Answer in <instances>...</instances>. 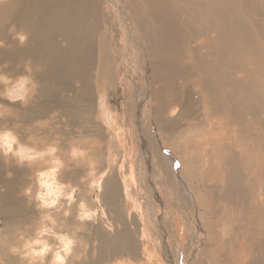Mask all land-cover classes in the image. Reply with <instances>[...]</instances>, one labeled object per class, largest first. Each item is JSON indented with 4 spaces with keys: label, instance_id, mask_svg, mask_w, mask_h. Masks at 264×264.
I'll use <instances>...</instances> for the list:
<instances>
[{
    "label": "bare ground",
    "instance_id": "1",
    "mask_svg": "<svg viewBox=\"0 0 264 264\" xmlns=\"http://www.w3.org/2000/svg\"><path fill=\"white\" fill-rule=\"evenodd\" d=\"M20 34L26 36L23 43L18 38ZM0 42V70L7 73L13 65L16 73L27 75L26 66H30L37 84L33 105L0 98V104L9 107L5 111L10 115L4 117H9L13 125H7H12L21 142L29 143L19 132L20 128L23 130L24 119L53 114L49 128L54 140L46 138L49 129L44 120L38 128L44 134L42 141L31 140V143L40 147L48 143L58 145L59 155L72 165L70 171L61 172L63 181L70 180L66 174L81 173L78 164L86 166L83 171L87 174L88 161L94 162V174L88 175L86 182L72 183L77 192L70 215L55 213L63 231L76 233L77 244L70 264H101L107 257L120 258L119 264H128L127 260L135 263L140 258H149L147 251L155 248L154 240L163 255L175 258L179 243L174 252L167 250L164 232L160 231L163 216L155 213L156 208H163L156 186L164 184L162 179L177 180L184 171L187 178L180 185L188 195L189 209L181 214L191 225L197 224L206 237L204 244L200 243L201 253L209 255L213 263L216 257L223 263L226 254L223 249L231 247L238 233L243 254L241 264H264V104L258 83L260 74L264 73V0H3ZM3 87L0 84V91ZM102 93L106 94L111 108L118 111L117 124L124 120L131 129V137L125 128L119 133L120 137L125 135L126 144H132L124 148L121 158H117L120 141L114 132H107L98 115ZM64 96L69 99L63 100ZM78 117L82 125L74 130V137L81 136V143L77 144L87 149L88 157L71 161L68 148L72 144L66 147L65 143L71 140V124ZM183 119L203 124L206 151L197 149L199 153L194 156L195 151L193 155L185 150L191 141L193 148L199 131L182 132ZM233 125H238V136L243 132L250 135L256 159H261L255 177H246L247 161L243 158L251 145L242 148L239 145L235 150L230 143L233 131L229 130ZM67 127H70L68 131ZM215 130L221 132L216 135ZM155 131L165 145H171V152L159 149L158 139L153 136ZM85 144L91 145L87 148ZM109 147L111 165L100 184L95 175L99 167L96 159ZM121 162L128 163L129 183L125 172H120L122 168H117L118 163L123 166ZM40 166V162L31 168L27 164L20 166L11 155L5 157L0 153L1 218L6 219L13 212L9 196H14L15 187L20 185L24 189L32 183L35 192L34 174ZM9 173L10 178H2ZM133 173L140 182L138 192L131 190ZM27 174L30 176L25 182ZM252 191L256 195L251 201ZM166 193L170 199L169 191ZM23 196L19 198L23 200ZM129 196L135 199L136 208V198L144 200L145 212L136 209L138 212L133 215L127 213ZM24 199L34 207L32 221L29 220L34 227L26 229L24 234L31 236L40 212L34 202L30 203L26 196ZM80 201L97 213L99 221L105 208L109 220L118 226L114 225L112 232H105L103 221L93 225L87 221L81 223L77 219ZM198 211L202 214V227ZM166 213L164 219L171 222ZM27 217L26 213L22 215L28 222ZM81 227L90 233H81ZM11 230L8 227L0 230L1 242H7L1 245L0 260L24 264L18 255L11 251L9 254V250L22 243L20 236L13 238ZM83 243H88V248L83 249ZM208 263L206 259L205 264Z\"/></svg>",
    "mask_w": 264,
    "mask_h": 264
},
{
    "label": "rangeland",
    "instance_id": "2",
    "mask_svg": "<svg viewBox=\"0 0 264 264\" xmlns=\"http://www.w3.org/2000/svg\"><path fill=\"white\" fill-rule=\"evenodd\" d=\"M1 1H3V0H0V2ZM1 46V45H0ZM0 55H1V51H0ZM13 66V65H12ZM12 66H11V68H10V70H8L7 71V74L9 75V76H11V75H17V76H20V74H18V73H16L15 72V70H13L12 69ZM12 77V76H11ZM259 85H261L260 86V94H261V97H262V99H263V104H264V73H261L260 74V77H259ZM263 88V89H262ZM59 96V93L55 96V98L56 97H58ZM65 99H69V96H64V98H63V100H65ZM107 97H106V94H104V93H102V95L100 94V97H99V100H98V115H99V118H100V121H101V124L103 125V126H105V127H107V132L109 131V132H114V134H116V136H117V139L120 141V143H121V146L119 147L120 148V153L119 154H117V158H121V155L123 156V154H122V151L124 150V148L126 149L127 148V145L129 146V147H132V144H126L127 143V141H126V139H125V135H122L121 137L119 136V133L122 131V129H126V131H127V135L128 136H130L131 137V135H130V131H131V129H130V126L123 120L120 124H117V121H116V117H117V110L115 109V110H113L112 108H111V105L110 104H108L107 103ZM36 99H35V97L34 96H32L30 99H29V101H28V103H27V106H28V104H30V103H32V105H33V102L35 101ZM68 112H70L69 110L67 111V113ZM50 113V112H49ZM48 113V114H49ZM51 116H53V114H50V116H48V117H45V118H35V119H33V118H30V117H28V118H26V119H24V124L22 125V128H23V130L20 128L19 129V132H20V134L21 135H24V136H26L25 138H27V139H29L30 138V140H33V141H36V142H39V140H41L42 141V137L44 136V134H42L41 132H40V130L38 129L42 124H44V120L47 122V127H48V129L49 130H47V132H46V134H45V136H46V138L48 139V141H51V139L52 140H54V138L52 137V136H54V135H52V130L49 128L50 126V122L52 121L51 120ZM188 122H190V123H188ZM193 122V123H192ZM185 123H186V125H185ZM197 123V124H196ZM7 124H12V120L9 118V117H7V118H5V117H3L2 119H0V126H7V127H10V126H12V125H7ZM63 125V124H62ZM67 125V124H66ZM82 125V123L80 122V119H79V117H78V119H77V121L76 120H74L73 121V123L71 124V126H72V131H69V134H71L72 136H71V140L70 141H68L67 143H65V146L66 147H68L69 146V144H70V142H71V144L73 145V144H77V143H81V136H79V137H74V130H79L80 129V126ZM120 125V126H119ZM192 125V126H191ZM129 126V127H128ZM199 126L200 128H203V130L202 129H199V127H198V129H197V127ZM237 126L238 125H233V129H231L230 127H229V129H231V130H229V131H233V132H230L231 134V136H230V140L232 141V142H230V143H233V144H231L232 145V147L235 149V150H237V146H239V145H241V148L242 147H249V145H251L250 147H251V149L250 148H247V150H250V151H247V150H245V151H247V152H245L246 154H247V156L245 155V153H244V161H247L246 162V164H245V166H246V168H245V171H246V177L247 178H251L252 176L253 177H255V175L257 176L258 175V170L260 169V161H261V159H259V158H257L256 159V149L255 148H253L252 146V140L249 142V140H250V135H248V133L247 132H243V134L242 133H240L239 134V136H238V132L236 131V129H237ZM19 127H21V125L19 124ZM186 127V128H185ZM191 127V129H189ZM196 130H195V129ZM70 129V127H67V131ZM129 129H130V131H129ZM181 131L183 132H188V133H193V131H195V133H196V131L199 133V135H198V137L196 138V139H198V141L197 142H195L194 143V145H193V148H191L192 146V142L193 141H191L190 142V144L191 145H189V144H187L186 145V147H185V150H187V151H189L191 154H193L194 153V151H195V155L194 156H196L198 153H199V151L198 150H204V151H206V149H208V146L206 145V142H207V139L205 138V131H204V127H203V124H199L198 123V120H194V121H187L186 119H183L182 121H181ZM187 129V130H186ZM217 129V128H216ZM235 130V131H234ZM21 131H23L22 133H21ZM204 131V132H203ZM228 131V132H229ZM40 132V133H39ZM201 132V133H200ZM221 132V130H215V133H216V135H218L219 133ZM203 133V134H202ZM154 135V138H155V136H156V139H158V147H159V149H161V150H163V151H172V147H171V145H165L164 144V142H163V140H162V138H161V136H160V134H159V132H157V131H155L154 133H153ZM182 134H184V133H182ZM202 134V135H201ZM237 134V135H236ZM246 134V135H245ZM41 135H42V137H41ZM159 135V136H158ZM55 137H56V133H55ZM201 137H202V139H201ZM231 137H232V139H231ZM247 137H248V139H247ZM201 141V142H200ZM203 141H206V142H203ZM200 142V143H199ZM228 142V143H229ZM115 143H117V142H115ZM197 143V144H196ZM199 143V144H198ZM203 145H202V144ZM201 144V145H200ZM91 144H85V146L87 147V148H89V146H90ZM245 145V146H244ZM117 146H118V144H117ZM200 146V147H199ZM122 147V148H121ZM199 147V148H198ZM195 148V149H194ZM106 150H107V152L104 154V155H102L101 154V156H97V159H96V161L99 163V167H98V169H97V171H98V174H95L96 175V178H97V180H98V182H100V184H101V182H102V180H104L105 179V177H106V175H107V172L109 171V166L111 165V158H112V149L109 147V148H105ZM170 149V150H169ZM198 149V150H197ZM253 149V150H252ZM191 150H193L192 152H191ZM198 152H197V151ZM252 150V151H251ZM101 151H102V148H101ZM251 155V156H250ZM119 156V157H118ZM246 156V157H245ZM249 156V157H248ZM253 156H255V157H253ZM245 158H247V160L245 159ZM251 159H253V160H251ZM249 161H250V163H249ZM258 161V162H257ZM253 162V164H251ZM123 162H121V164H122ZM245 163V162H244ZM248 163V164H247ZM258 163V164H257ZM255 164V165H254ZM106 165V166H105ZM71 167H72V165H70ZM120 163H118L117 164V168H119V169H121L120 170V172H125V174L127 175V181H126V183H129V178L128 177H130V174H129V171H128V163L126 162V163H123V166H120ZM179 166L180 167H182L181 165H180V162H179ZM251 166H252V168H251ZM86 166L85 165H82V164H78L77 165V168L78 169H80L81 170V173L80 174H66L65 176H66V179H67V176H68V179H70V180H73V181H71V183H73L74 182V184H81V181L83 182H86V179H87V174H84V171H83V168H85ZM249 167L252 169V170H250L249 169ZM183 168V167H182ZM253 169H254V174H253ZM67 171H70V169L69 170H67ZM185 172V171H184ZM183 172V173H184ZM249 172V174H247ZM257 172V173H256ZM88 173V172H87ZM182 172H181V174L177 177L178 179L177 180H173V178L171 179H169L170 181H167V180H164V179H162L163 181L162 182H164V184H162V186L160 187V186H156V188H157V190H158V195L160 196V198L162 199V201H163V208H161V209H159V208H156L157 209V211L155 212L156 213V215H161V219H163V220H161L160 221V228H161V232L164 234V238H165V242H166V247L168 248L167 250L168 251H170V252H174L175 251V245H176V243H177V241H178V243H179V249H178V251H179V257H176V256H178V255H175L174 253H172V256H173V254H174V256H175V258H173L172 259V257H170V256H168V255H163V252L162 251H160L159 249H158V245H157V243L155 242V240H154V242H153V238L151 237V236H149V240L150 241H152L153 243H152V245H155V248L154 249H152V248H150V251H147V254L149 255V258L147 257V258H140L137 262H135V263H131L129 260H127V263L128 264H199V262H200V264H205L206 263V259H208V264H220V258L218 259L217 257L214 259L215 260V262L213 263V260L209 257V255H207L206 254V256L205 255H203L201 252L203 251V250H201L202 248H201V244L203 245L204 244V241L206 240V237H204V236H202V234H201V231H199L198 230V225L196 224V225H191L190 223H189V221H187V220H185L184 218H183V210H186V209H189V207H188V203L187 202H189V199H188V195H185L184 194V191H185V188H184V186H182V185H180L184 180H186V178H187V173L185 172L184 174H183ZM129 174V175H128ZM77 175H78V178H77ZM134 175V176H133ZM183 177H182V176ZM11 177V175H7V174H5V175H2V178H10ZM29 174H27V175H25V182L27 181V179L29 178ZM81 176V177H80ZM184 176H186V177H184ZM249 176V177H248ZM251 176V177H250ZM132 177H133V181L131 182V180H130V182H131V186H132V188H131V190H134V192H138V189H140V187H139V184H140V182H139V180L137 179V176H136V174H132ZM1 178V179H2ZM73 178V179H72ZM80 178V179H79ZM134 178H136V179H134ZM183 178V179H182ZM77 179V180H76ZM69 180V181H70ZM79 180V181H78ZM180 180V181H179ZM78 181V182H77ZM168 183V184H167ZM176 183V185H174ZM20 186V185H19ZM19 186H17V187H15L14 189H15V194H14V196H9V198H10V201H11V204H12V207H13V212L9 215V217H7L6 219L5 218H1L0 217V230H5L6 229V227H8V228H10V229H12L11 231L12 232H14V235H13V238H18L19 236H21V235H24L25 234V230L26 229H32L34 226L33 225H30V221L29 220H31L32 221V216H31V212L33 211V209L32 208H34V207H32L30 204L29 205H27L23 200H25L24 199V196L21 194V193H23L22 192V186H20V188H18ZM172 186V187H171ZM176 186H177V188H176ZM165 188H166V190H165ZM172 188V189H171ZM178 188H179V190H178ZM182 188V189H181ZM254 188H255V186H254ZM163 189V190H162ZM3 190V189H2ZM172 190V191H171ZM253 190H255V189H253ZM162 191V192H161ZM166 191H169V193H170V196H171V198L170 199H168L167 198V193H166ZM171 191V192H170ZM172 192H173V195H172ZM178 192H180V194L178 193ZM252 197H251V201H252V198L253 197H255V192L254 191H252ZM88 194H89V196H91L92 195V191L91 190H89L88 191ZM176 194V195H175ZM95 195H96V192L93 194V196H92V199H94V197H95ZM183 195H185V196H183ZM20 196H23V200L21 199V198H19ZM166 196V197H165ZM187 196V197H186ZM179 200H176V198ZM185 197H186V199H185ZM131 198V199H130ZM174 198V199H173ZM184 198V199H183ZM136 200H137V202H138V206H137V208L135 207V205H136V201H135V199H133L132 198V196H129V199H128V202H127V213H129V214H132L133 215V213H136V212H138L137 210H139L141 213H143V212H145V209H144V200H142L141 198H139V199H137L136 198ZM171 200V201H170ZM174 200H175V202H174ZM181 200H182V202H181ZM179 205H178V204ZM143 204V205H142ZM177 204V205H176ZM24 205V206H23ZM169 205V206H168ZM26 206V207H25ZM168 206V207H167ZM175 206V207H174ZM177 206V207H176ZM179 206V207H178ZM140 207V208H139ZM166 207V208H165ZM181 207V208H180ZM188 207V208H187ZM174 208V209H173ZM185 208V209H184ZM104 209V212H103V215H101L102 217H101V220L99 221V218L100 217H97L96 216V218L94 217L93 218V221L91 220V221H87V224H89V222H90V225H93V223L94 224H97V223H101L102 221L103 222H105V224H104V231L105 232H112L113 231V229L115 228V226L114 225H117L118 226V223H112L110 220H109V212L105 209V208H103ZM137 209V210H136ZM164 209V210H163ZM178 211H177V210ZM173 210H175V211H173ZM143 211V212H142ZM163 212V213H162ZM165 212H167L166 213V215L167 216H169V218L171 219V222H169L168 220H166V219H164L165 218ZM200 211H198V215H199V218H200V220H201V223H200V226L202 227V214H201V212L199 213ZM26 213V215H29V218H28V222H27V220H24L23 218H22V215L23 214H25ZM108 213V214H107ZM182 213V214H181ZM179 214V215H178ZM107 215H108V217H107ZM182 216V217H181ZM31 218V219H30ZM180 218H182V219H180ZM185 220V221H184ZM183 221L185 222V223H183ZM187 221V222H186ZM92 222V223H91ZM167 222H169L168 224H167ZM171 223H172V225H171ZM173 223H175V224H173ZM187 223H189V224H187ZM180 224V225H179ZM183 224H185V225H183ZM110 225V226H109ZM189 225V226H188ZM38 226V225H37ZM109 226V227H108ZM170 226V227H169ZM184 227H186V228H184ZM188 227V228H187ZM191 227V228H190ZM132 228V227H131ZM142 228V227H141ZM163 228V229H162ZM77 229H79V227L77 228ZM106 229V230H105ZM166 229V230H165ZM176 229V230H175ZM192 229V230H191ZM193 229H195V231L193 230ZM203 229H204V227H203ZM81 233L83 232L84 233V231H85V233H87V234H89L90 232H89V230L86 228V230L85 229H82V227H81ZM164 230V231H163ZM188 230H189V232H188ZM198 230V231H197ZM197 231V232H196ZM169 232V233H168ZM194 232V233H193ZM201 234H199V233ZM172 233V234H171ZM191 233V234H190ZM196 233V234H195ZM20 234V235H19ZM167 234V235H166ZM174 234V235H173ZM191 236H190V235ZM17 235V236H16ZM173 235V236H172ZM171 236H172V238H171ZM193 236H195V237H193ZM7 237V236H6ZM176 237V238H175ZM179 237V238H178ZM198 237V238H197ZM200 237V238H199ZM7 238H12V237H7ZM194 238H196V239H194ZM239 238H240V235L238 234V233H236L235 234V237H233V241L232 242H234L232 245H233V247H232V245H231V247H227L228 249H226V248H224L223 249V252H224V260H222V262L223 263H221V264H241V260H242V252H241V249L239 248V244L240 243H238L239 242ZM90 239V238H89ZM201 239L202 240V242H201V240L199 241V240ZM238 240V241H237ZM95 241H92V243H94ZM235 242H236V244H235ZM13 243V242H12ZM86 243V242H85ZM90 243H91V241H90ZM201 243V244H200ZM238 243V244H237ZM5 244H7V242H1V238H0V248H1V245H5ZM237 247H236V246ZM83 249L85 248H88V243H87V245H85L84 243H83ZM233 248V249H232ZM239 248V249H238ZM157 250V251H156ZM158 250H159V252H160V254H159V252H158ZM1 251L2 250H0V253H1ZM11 250H9V254L11 255V252H10ZM156 251V252H155ZM198 251V252H197ZM154 252V253H153ZM229 252V253H228ZM197 253H199V254H197ZM152 254V255H151ZM228 254V255H227ZM200 255V256H199ZM151 256V257H150ZM166 258H165V257ZM202 256V257H201ZM208 256V257H207ZM89 259H88V258ZM195 257V258H194ZM197 257V258H196ZM200 257V258H199ZM205 257H206V259H205ZM229 257V258H228ZM172 260H171V259ZM194 258V259H193ZM211 259V261H210V259ZM91 258H90V253H88V255L86 256V260L87 261H89ZM227 259V260H226ZM194 260H196V262L197 263H195V261ZM229 260V261H228ZM15 261V264H16V262L18 263V261H16V260H13V261H10V263H4L3 262V264H12V262H14ZM170 261V262H169ZM226 261V262H225ZM125 262H126V260H125ZM167 262V263H166ZM169 262V263H168ZM194 262V263H193ZM101 264H109V263H111V264H119L120 263V258H111V257H107V258H104L103 260H102V262H100ZM125 264V263H124Z\"/></svg>",
    "mask_w": 264,
    "mask_h": 264
},
{
    "label": "clouds",
    "instance_id": "3",
    "mask_svg": "<svg viewBox=\"0 0 264 264\" xmlns=\"http://www.w3.org/2000/svg\"><path fill=\"white\" fill-rule=\"evenodd\" d=\"M18 38L23 43L26 36L20 34ZM26 72L27 75L13 78L0 70V84L4 86L0 91V98L27 105L29 99L35 95L37 84L31 76L30 66H26ZM6 108H9L8 105L0 104V119L10 115L5 111ZM59 151L60 148L55 143L40 147L31 143L30 138L29 143H24L12 127L0 129V153L5 157L11 155L20 166L27 164L31 168L35 162L41 163L34 174L35 192L32 183L23 189V195L30 203L34 202L40 212L38 226L33 235H21L19 239L22 243L11 249L24 264H70L77 244L76 233L63 231L55 215L60 212L65 217L70 215V206L75 202L77 192L71 181L60 179L61 172L70 169V165L59 155ZM68 157L71 161H83L87 159L88 151L79 144H73L68 148ZM88 168L87 175H93V161H88ZM96 215L85 201L79 202L77 219L81 223L93 220ZM76 259L79 260L80 257L77 256ZM0 264H3L2 260Z\"/></svg>",
    "mask_w": 264,
    "mask_h": 264
}]
</instances>
